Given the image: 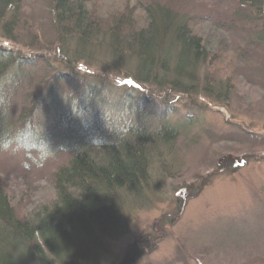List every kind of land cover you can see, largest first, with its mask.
I'll list each match as a JSON object with an SVG mask.
<instances>
[{"label": "rangeland", "instance_id": "obj_1", "mask_svg": "<svg viewBox=\"0 0 264 264\" xmlns=\"http://www.w3.org/2000/svg\"><path fill=\"white\" fill-rule=\"evenodd\" d=\"M46 1L26 0L15 44L0 37L12 51L8 62L16 54L40 59L20 87L23 97L0 106V140H9L0 148V186L12 189L14 202L27 191L16 213L29 199L52 195L51 175L73 152L92 153L136 130L156 138L145 143H156L166 126L175 136L155 144L147 188L137 198L121 195L127 229L113 237L98 233L100 246L76 264H264V38L248 9L234 0H90L92 8L118 11L125 2L157 3L187 17L205 42L225 48L215 69L199 75L200 85L215 82L205 96L157 93L142 83L127 92L121 85L133 77L132 63L114 70L103 47L81 54L91 67L68 64L62 52L54 58L61 46L42 18ZM23 127L30 137L11 139Z\"/></svg>", "mask_w": 264, "mask_h": 264}, {"label": "trees", "instance_id": "obj_2", "mask_svg": "<svg viewBox=\"0 0 264 264\" xmlns=\"http://www.w3.org/2000/svg\"><path fill=\"white\" fill-rule=\"evenodd\" d=\"M234 1L248 9L253 17L252 25L260 29L263 39L264 0ZM25 2L0 0V37L12 44L16 43L14 33L24 26L21 10ZM124 4L118 11L101 5L92 8L90 0H47L42 18L49 20L58 47L61 46V51L53 50L54 58L62 52L71 58H65L68 64L72 60L78 64L83 60L81 54L103 47L114 70L124 60L132 63L133 77L125 78L121 85L127 92L140 89L142 83L157 93L200 91L211 96L215 82L205 78L200 85L199 75L206 67L215 69L225 48L205 42L202 36L192 32L187 17H178L162 5L140 1ZM23 29L31 32L30 27ZM10 52L0 45V106L6 101L5 107L19 97L27 72L40 61L37 56L23 58L16 54L14 63L8 62L11 59L5 57ZM83 63L91 67L86 60ZM81 87L86 89L83 84ZM140 100L148 105L154 102ZM153 107L157 109L154 104ZM22 117L23 111L18 123ZM24 121L26 126L30 124L29 119ZM23 128L18 134L12 131L11 139L30 137L29 128ZM160 134L158 144L163 138L170 144L175 136L166 126ZM146 137L153 141L155 138L136 130L125 139L99 145L92 153L87 149L73 152L69 162L51 175L52 195L38 201L29 199L20 216L16 213V203L27 199L26 189L17 192L15 203L12 189L0 186V264H76L81 258L85 261L91 258L88 253L92 246H100L95 241L98 233L113 237L125 232L121 195L140 197L148 185L147 169L156 143L151 140L145 143ZM5 142L9 140H0V148H4ZM20 142L18 145H25L24 141Z\"/></svg>", "mask_w": 264, "mask_h": 264}]
</instances>
